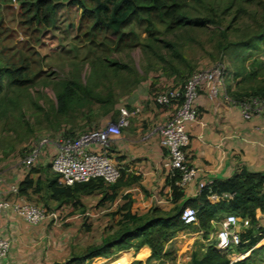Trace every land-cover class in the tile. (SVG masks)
Returning a JSON list of instances; mask_svg holds the SVG:
<instances>
[{
  "label": "rangeland",
  "instance_id": "1",
  "mask_svg": "<svg viewBox=\"0 0 264 264\" xmlns=\"http://www.w3.org/2000/svg\"><path fill=\"white\" fill-rule=\"evenodd\" d=\"M185 10L189 23L175 29L159 21L150 28L135 23L128 27L135 31L128 36L132 44L118 47L109 38L102 42L84 36L78 27L82 8L75 2H59L53 22L41 27L22 16L20 0H0V65L21 66L15 76L25 81L18 85L5 78L0 91V179L4 177L7 183L10 177L9 169L8 174L3 172L6 163L28 169L25 154L43 137L57 135L63 123L86 130L121 116L123 107L131 109L126 97L146 79L154 88L164 89L183 84L195 71L220 65L225 68L226 85L264 86V41H248L264 29V0H189ZM69 81L107 100L78 88L61 108L58 96ZM98 199L97 195L82 196L91 210L88 216L67 203L61 208L60 225L69 227L80 221V230L73 226L69 231L83 245L100 235L98 229L88 234L92 211L100 214L97 220L114 211L110 204L98 207ZM30 200L47 203L38 195ZM49 205L58 207L54 202ZM196 226H184L179 234ZM214 239L215 232L204 242ZM260 243L249 264H264V239Z\"/></svg>",
  "mask_w": 264,
  "mask_h": 264
},
{
  "label": "crops",
  "instance_id": "2",
  "mask_svg": "<svg viewBox=\"0 0 264 264\" xmlns=\"http://www.w3.org/2000/svg\"><path fill=\"white\" fill-rule=\"evenodd\" d=\"M146 80L140 83L125 100L131 109L141 107V111L131 116L129 126L123 130L122 135L111 147V153L122 162L128 173L135 174L138 178L134 182L123 185L117 197L107 201V204L117 211L127 199L131 198L134 213L144 214L156 206L161 210V214L165 215L173 211L177 202L174 200L173 190L168 181L170 175L164 163L165 149L161 145L160 133L155 130V126L171 115L173 107L156 103L151 96L154 86L148 79ZM226 91L221 88L212 95L207 88L201 89L195 100L199 115L188 123L190 163L197 167L202 178L223 179L243 168L264 171V111L256 112L250 119L244 118L240 105L231 101ZM47 154L43 151L37 161V167L40 170L30 173L35 179L45 175L46 164L50 162ZM15 164L11 162L3 165L4 173H7V169L12 171L9 172L10 177H7V183L3 182L4 177L0 179L2 180L0 190L4 196L19 201H31L34 195L40 196L32 188L28 195L14 193L10 190L12 185H18L21 179L30 172L29 169ZM48 171L52 173L51 168ZM199 193L197 184L193 181L184 188V196L178 202H182L186 197H195ZM89 195H97L99 199L95 204L98 207L102 206L99 204L102 193L96 192ZM50 202L57 203L58 201L51 200ZM40 203L43 204V202ZM86 211H91L88 206H86ZM123 212V210L114 214L111 212L109 217L105 216L103 220H97L100 214L92 211L91 216L94 220L88 229V234H93L98 229L100 235L83 245L79 242L77 235L73 236L75 232L69 231L73 226L74 229H78L80 221L69 227L48 219L31 223L14 209H5L0 212V227L3 233L11 239V247L1 264L63 262L72 253H82L89 245L102 242L108 232H113L118 227L117 221ZM105 219L108 220L105 221ZM217 220H212L214 228L206 239H210L213 232L217 233L219 228ZM193 224H197L194 230L179 234L183 229L181 228L165 244L164 253L170 252L175 264H187L196 256L201 257L206 250L208 243L204 242V229L198 226V222ZM193 224H188L186 227ZM258 225L264 226V214L260 217ZM248 226L240 225L238 228L242 232ZM180 237H186V239L176 242V239ZM260 241L255 248L260 247ZM239 244L232 246L227 252L231 260L235 256H239L235 261H245L251 258L252 252L256 249L252 252L251 249L243 251L238 248ZM151 255L150 245L143 244L138 248L133 246L116 250L111 255L90 257L79 264H170L166 259V262H161L160 259L151 258ZM113 257L117 260L114 261ZM247 262L249 263L250 259L245 261L246 264Z\"/></svg>",
  "mask_w": 264,
  "mask_h": 264
},
{
  "label": "trees",
  "instance_id": "3",
  "mask_svg": "<svg viewBox=\"0 0 264 264\" xmlns=\"http://www.w3.org/2000/svg\"><path fill=\"white\" fill-rule=\"evenodd\" d=\"M62 1L75 2L82 8L78 27L84 36L102 42L109 38L118 47L123 44H132L130 42L132 38L128 36L135 31L128 30V27L135 23L146 24L150 28L159 21L175 29L191 21L185 10L189 0H20L22 16L26 17L27 22L40 24L41 27L44 24L50 25L54 20L56 6ZM262 40L264 41V29L260 34L248 38L249 42L259 43ZM19 69L23 68L0 65V91L5 78L18 85L25 82L24 79L15 76ZM243 71L247 72V69L244 68ZM239 73L238 71L237 74ZM78 88L100 101L107 100L90 88L69 81L62 85L58 96L61 108L68 105L70 97L76 93L74 89ZM251 89L236 87L231 83L226 85L228 94L238 103H243L256 96L264 97V86L254 85ZM58 129L75 134L76 127L69 126V123H63ZM49 168L52 169L51 162L46 164L45 175L35 179L30 173L40 169L35 164L28 167L30 172L18 184L19 193L28 195L32 188L33 191L38 192L41 198L45 199L47 203L44 205L49 208H51L50 201L56 200L58 207L55 208L63 209L64 203H67L73 207V210L80 209V213L86 212V205L82 201L83 195L100 192L102 197L99 204L104 205L107 204V201L117 197L123 185L134 182L138 178L137 175L128 173L122 167L120 177L114 182H107L103 177L98 176L84 181H76L73 184H64L53 169L52 173H49ZM178 177V175L169 176L168 180L173 190L174 200L177 202L171 213L161 214V210L156 206L144 214L134 213L132 199L129 198L117 211H113V214L119 210L124 212L117 221L118 227L113 232H108L102 242L89 245L82 253H72L65 261L53 264H79L90 257L111 255L116 250L133 246L138 248L143 244L150 245L151 258L160 259L161 262H166V259L170 264H175L174 257L170 252L164 253V248L177 230L188 225L181 219V210L185 205H192L197 209L198 226L204 229L205 238L209 237L214 228L213 219L219 220L231 212L242 218H248L250 225L241 232V242L238 248L243 251L251 249V252L258 249L255 246L264 236V226L258 225L260 217L264 214V171L243 168L227 178H214L213 183L203 188L197 196L186 197L182 202L178 201L183 198L184 189L176 183ZM212 193L217 194V197H212ZM87 229H90L89 225ZM112 259L117 260L114 257ZM249 259L251 258L245 261ZM245 261L237 260L233 264H246ZM230 262L231 258L228 253L220 250L216 246V239H214L207 244L201 257L196 256L187 264H230ZM247 264L249 263L247 262Z\"/></svg>",
  "mask_w": 264,
  "mask_h": 264
},
{
  "label": "built area",
  "instance_id": "4",
  "mask_svg": "<svg viewBox=\"0 0 264 264\" xmlns=\"http://www.w3.org/2000/svg\"><path fill=\"white\" fill-rule=\"evenodd\" d=\"M203 88H207L212 95L221 88L226 89L225 68L217 65L212 69L195 71L183 84L170 85L164 89L155 87L151 92L156 103L173 107L171 115L155 126V130L160 133L161 145L165 149L164 163L169 169V175H178L176 183L183 189L195 181L199 192L214 181L213 177H200L197 167L190 163L188 123L199 115L195 100ZM227 95L231 101L236 102L228 93ZM238 104L246 119H250L256 112L264 111V97H252ZM122 110L121 116L102 126L86 128V130L75 129V134L59 129L57 135L43 137L37 146L32 147L25 154L24 163L27 167L33 166L43 151H46L53 171L59 175L60 181L64 184H73L76 181L98 176L103 177L107 182L116 181L124 166L111 153V147L122 135L123 130L129 126L131 116L138 114L141 107L132 109L123 107ZM46 146L47 150H44ZM10 190L18 193V185H12ZM211 196L215 198L217 194L212 193ZM8 208L14 209L31 223L45 219L60 223L63 211L61 208H49L42 203L11 200L0 190V212ZM89 214V211L82 213L83 216ZM181 219L187 224L197 223V209L192 205H185L181 210ZM217 223L219 228L216 233V246L228 252L232 246L241 242V230L238 226H248L250 221L231 212L217 220ZM10 247L11 239L0 227V264L8 255ZM238 257H233L230 264H233Z\"/></svg>",
  "mask_w": 264,
  "mask_h": 264
}]
</instances>
